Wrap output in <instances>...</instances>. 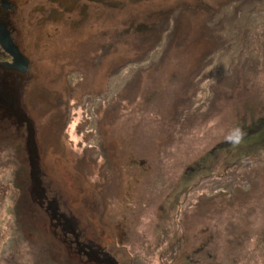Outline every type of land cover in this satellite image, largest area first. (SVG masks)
Segmentation results:
<instances>
[{"label": "rangeland", "instance_id": "1", "mask_svg": "<svg viewBox=\"0 0 264 264\" xmlns=\"http://www.w3.org/2000/svg\"><path fill=\"white\" fill-rule=\"evenodd\" d=\"M16 2L28 67L1 91L26 120L0 109V264H77L28 150L117 264H264V0Z\"/></svg>", "mask_w": 264, "mask_h": 264}, {"label": "flooded vegetation", "instance_id": "2", "mask_svg": "<svg viewBox=\"0 0 264 264\" xmlns=\"http://www.w3.org/2000/svg\"><path fill=\"white\" fill-rule=\"evenodd\" d=\"M16 1L0 0V24L7 29L12 40L14 31L13 19L17 15L19 8L18 2ZM0 67L2 71L0 74V86H3V84L5 85L6 76L8 77L7 74L13 75L12 73L16 71L4 66ZM5 92L0 90V96ZM5 108L6 105L1 103L0 109L5 110ZM13 112L17 118L21 117V112L18 107ZM1 116L3 117V115ZM32 191L34 196H38L40 193L35 188H32ZM37 198L39 199L37 202L38 206L48 214L49 228L52 235L61 245L69 261L76 262L77 264H117L103 248L98 244H92L88 229H79L78 226H74V219L71 216L69 217L68 212L59 210L55 199L44 195L43 191Z\"/></svg>", "mask_w": 264, "mask_h": 264}, {"label": "water", "instance_id": "3", "mask_svg": "<svg viewBox=\"0 0 264 264\" xmlns=\"http://www.w3.org/2000/svg\"><path fill=\"white\" fill-rule=\"evenodd\" d=\"M0 47L11 57L10 63H3V66L11 69L16 70L21 73L26 72L28 67V62L24 58L23 54L21 53V50L13 43V41L10 38V34L7 31V29L0 24ZM14 111V110H12ZM23 121L26 120L24 115H21L19 117ZM28 122V121H27ZM27 132L28 136L26 138L27 144L30 145L32 139H33V129L30 127V123H27ZM29 155V165H30V177L33 184V188H39V172H38V159L37 153L28 150Z\"/></svg>", "mask_w": 264, "mask_h": 264}, {"label": "trees", "instance_id": "4", "mask_svg": "<svg viewBox=\"0 0 264 264\" xmlns=\"http://www.w3.org/2000/svg\"><path fill=\"white\" fill-rule=\"evenodd\" d=\"M141 46L142 47H148V44H147V40H145L144 42H142L141 43ZM12 90H16V88L14 89V88H12ZM8 92V91H7ZM15 98V99H14ZM11 97V95L9 94V92L8 93H4V94H1V96H0V102L1 103H4V105H6V107L8 108V107H11V106H13V108H17L18 107V109L20 110V112L23 110V108L21 109L20 107H19V105H18V101H19V99L18 98H16V97ZM14 99V100H13ZM14 113V112H13ZM21 115H22V113H21ZM19 118V117H18ZM260 139H257V140H253V141H256V142H258V143H255V145H258V144H260V143H264V139L263 140H261V141H259ZM36 190H37V192H42L43 190L39 187V188H35ZM39 193V194H40Z\"/></svg>", "mask_w": 264, "mask_h": 264}, {"label": "bare ground", "instance_id": "5", "mask_svg": "<svg viewBox=\"0 0 264 264\" xmlns=\"http://www.w3.org/2000/svg\"><path fill=\"white\" fill-rule=\"evenodd\" d=\"M22 87V86H21ZM21 87H18L16 88V90L20 91L22 88ZM2 89V86H0V90ZM5 92V91H4ZM7 93V92H6Z\"/></svg>", "mask_w": 264, "mask_h": 264}, {"label": "clouds", "instance_id": "6", "mask_svg": "<svg viewBox=\"0 0 264 264\" xmlns=\"http://www.w3.org/2000/svg\"><path fill=\"white\" fill-rule=\"evenodd\" d=\"M241 135V133L239 132V130H237V136Z\"/></svg>", "mask_w": 264, "mask_h": 264}]
</instances>
